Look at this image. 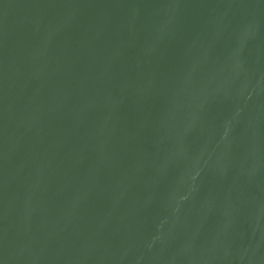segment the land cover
I'll return each mask as SVG.
<instances>
[{"label": "water", "instance_id": "obj_1", "mask_svg": "<svg viewBox=\"0 0 264 264\" xmlns=\"http://www.w3.org/2000/svg\"><path fill=\"white\" fill-rule=\"evenodd\" d=\"M0 264H264V0H0Z\"/></svg>", "mask_w": 264, "mask_h": 264}]
</instances>
